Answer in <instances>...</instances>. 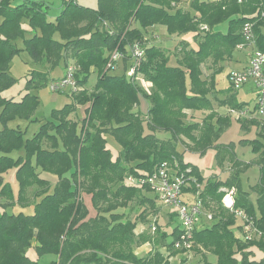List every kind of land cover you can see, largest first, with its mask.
<instances>
[{
	"label": "trees",
	"instance_id": "trees-1",
	"mask_svg": "<svg viewBox=\"0 0 264 264\" xmlns=\"http://www.w3.org/2000/svg\"><path fill=\"white\" fill-rule=\"evenodd\" d=\"M63 1L51 19L49 5L43 0H0V198L10 203L13 196L2 176L7 166L16 167L20 201L29 186L48 185V179L41 176L43 171L56 177L53 191L44 188L37 193L31 213L0 214V264H40L26 252L30 247L38 257L54 254L50 264H188L186 257L177 258L186 253L173 248L180 228L168 233L166 224L158 220L157 196L147 197L148 187L126 181L130 174L147 175L164 163L172 172L196 178L203 207L213 215L212 224L204 222L193 232L191 250L201 256L191 264H264V238L244 239L241 224L237 226L240 236L236 235L233 225L237 217L221 202L224 190L235 186L234 207L246 212L264 231L261 120L257 116L238 118L242 129L257 127L256 138L239 140L240 145L250 146L253 163L260 169L258 181L252 185L254 201L249 190L239 185L240 170L225 180L205 181L176 150L186 138L190 151L202 154L213 148L217 165L228 158L237 166H249L235 155L233 145L218 143L229 117L216 108L246 106L236 101L231 84L230 90L217 88L215 76L244 43V24H252L255 46L264 51V0H190L187 6H180V0H98L96 7ZM224 21L229 24L226 33L214 30ZM23 23L33 31L30 36H25ZM156 24L164 26L168 34L194 33L196 47L180 40L173 51L177 63L170 64L169 50L148 41L149 28ZM55 32L60 34L59 40L53 37ZM20 37H25L30 55L42 63L50 64L64 55V66L72 63L76 67L79 86L71 91L72 103L53 110L54 120L41 124L26 140L9 123L16 117L31 120L39 97L29 90L19 100L1 96V90L15 81L10 62L20 50L16 42ZM135 43L144 53L134 74L127 76L132 63L128 51ZM115 49L123 55L119 59L123 74L116 72L117 63L115 69L105 67ZM91 70L96 71L98 81L89 90L86 84ZM46 78L47 71H36L28 82L38 86ZM140 80L150 82L152 89L144 91ZM223 93L226 96L220 97ZM142 101L147 102L145 117L138 108ZM79 104L86 105L84 117L70 118ZM249 110L250 115L255 114L256 104ZM158 130L169 136L159 138ZM107 136L120 149L116 158L106 144ZM22 144L26 158L9 156L11 149ZM184 191L195 192V185L189 182ZM82 193L90 195L93 216H88ZM130 202L141 207L134 219L126 216ZM173 215L168 213L169 218ZM138 220L147 224L140 232L135 231ZM153 221L155 231L151 230ZM147 242L149 250L138 255L135 247ZM258 250L262 255L257 259ZM207 253L216 256L215 263L208 260Z\"/></svg>",
	"mask_w": 264,
	"mask_h": 264
},
{
	"label": "rangeland",
	"instance_id": "rangeland-1",
	"mask_svg": "<svg viewBox=\"0 0 264 264\" xmlns=\"http://www.w3.org/2000/svg\"><path fill=\"white\" fill-rule=\"evenodd\" d=\"M62 0H43V2L49 7L48 10V16L49 18L53 19L55 18V15L60 11L59 5L61 4ZM80 4L90 6V7H96L98 4V0H77ZM188 5L187 3H184V6ZM174 6V4H172ZM137 25V23H134ZM228 21H224L214 27V30L221 31L226 33L228 31ZM23 28L27 29L26 31V37L30 36L33 31L28 27L26 23H23ZM161 28L158 24L153 25L149 28V32H151L149 36V43H154L158 46H162L167 48L169 51V63L170 64H176V58L173 53L175 45L180 42V40H189L191 43H193V36L194 33L189 32L182 35H176V34H168L165 31H159L158 29ZM201 27H206L205 25H201ZM158 34V36L154 34ZM53 37L55 39H58L61 37L58 32H55L53 34ZM25 38V37H24ZM24 38L20 37L17 39V46L20 47V50L17 54H15L10 62V74L14 77L15 81L10 84L8 87L1 90V96L6 98H13L14 100H19L23 96V94L29 90L32 92H35V94L39 97L40 102L38 106L36 107L35 111L33 112V116L31 120L16 117L12 119L9 123V126L15 127L21 130L23 140H26L27 138L32 137L40 128L41 124L54 120L53 118V110L55 109H61L66 104L72 103L71 99V90L69 88H64L61 91H52L49 88V83L53 80H56L60 78V76L63 74L62 71L64 70V62L65 57H61L60 59H57L53 61L52 63H42L36 59H34L29 51L26 49L25 44L26 41H24ZM143 45V44H142ZM246 50H238L236 49L234 51V54L236 55L237 59L232 60L230 62H225L222 70L218 72L215 76V84L217 88L224 89V90H230V83L228 80V72H230V69L235 68L236 70H241L242 65L245 63V52L249 51L250 47L247 46L245 48ZM70 60V59H69ZM118 67L116 69V72L123 74V62L121 60H118L117 62ZM241 68V69H240ZM36 71H47V78L44 83L38 86H33V84H29V79L33 77V73ZM206 72V71H205ZM98 81V75L95 70H91L88 78H87V84L86 87L90 90H92ZM141 81V80H140ZM148 82V81H145ZM141 87L144 91H150L152 89L151 84L147 86L148 89L145 88L144 84H142L141 81ZM231 92L235 94V98L237 102H241L242 104H245L246 107L249 109H253L256 102V90L254 89V83L252 79H249L246 83L241 85L237 89H232ZM140 109L143 117L146 115L147 111V102L142 101ZM85 107L86 105H76V109L74 112H72L69 117L72 119H79L81 120L85 115ZM221 113L227 114L229 117V123L227 126L223 129L221 132L218 143L224 145L231 144L232 147L235 148V155L249 163V166L247 168L242 166H237L235 162H232L231 159L225 158L224 161L217 165L216 159H215V151L213 148L208 149L205 153L199 154L197 152L190 151L187 147L188 139L183 138V142H180L176 148L177 152L179 153L180 158L183 162L190 163L191 165H194L199 174L205 178L206 180H216L221 179L225 180L227 179L230 174L234 173L236 170H240L239 176H238V182L240 187L250 192V199L254 201L255 199V191L252 190V185H254L258 181V177L260 175V169L258 165L254 164L253 157L254 154L250 151V146H242L239 144L240 139H254L258 136L256 126H252L251 128H241L240 122L235 114L229 113L227 107H221L219 110ZM2 127V124L0 122V128ZM156 134L159 138L165 139L169 136L168 132L164 131H156ZM107 146L110 149L111 155L113 158H116L119 154V148L114 142V138L111 136H107ZM9 156L13 157L14 159H17L19 156H24L26 158V150L24 145L22 144L20 147L16 146L15 148L11 149L9 151ZM227 157V156H226ZM34 161V160H33ZM236 161V160H235ZM236 164V165H235ZM252 164V165H251ZM2 176L4 179V182L9 183V186L12 189V199L10 200V203L6 202L8 200H3L0 198V214L3 211H7L9 213H17L22 211L25 214H29L33 211V195L41 192L44 187L41 185H31L29 186L25 193L23 201H20V198H18V181L16 177V167L14 165L7 166L6 169L2 172ZM41 176L48 179L49 183V191L54 190L56 177L49 172H42ZM47 185V186H48ZM37 186V188H36ZM34 187V190H31ZM235 187V186H234ZM236 188V187H235ZM222 189V188H221ZM237 191V190H236ZM155 194L153 192L146 193L147 197H155ZM22 196V197H23ZM82 198L85 202V205L88 208V216H93L95 214V210L92 207L91 201H90V195H87L85 193H82ZM157 206L159 207V210L156 211V214L158 216V220L162 224H166L167 231L170 233L173 228L179 227L180 228V220L176 214L175 208H169L167 206L162 205L157 200ZM138 209L140 210L141 207L136 205L134 202H130L129 206L126 209L127 218L134 219L137 216ZM174 213L172 218L168 217V213ZM150 219V216H149ZM152 220V217L150 221ZM205 221V220H204ZM240 219L236 218V222L233 225V229L236 235L240 236V232L238 230V225H240ZM207 225L212 224L211 221H205ZM147 224L142 223L140 220H138V224L136 226L135 231L138 232L139 229L143 230ZM170 239V237H169ZM34 244V242L32 243ZM150 245H146V243L141 244L140 246L135 247V251L138 255L143 256L149 248ZM28 255L32 259H38L40 264H50L53 260H55L54 254H44L41 257L37 256V252L33 247H30L26 250ZM262 255L261 251H255V258H259ZM184 256L187 259L188 264H191L192 262L198 260L200 258V254L190 251L189 253L183 254L179 253L177 254V258ZM172 258V256H171ZM174 258V256H173ZM207 258L211 263L216 262V256L214 254L207 253ZM172 263H176L177 259H173Z\"/></svg>",
	"mask_w": 264,
	"mask_h": 264
},
{
	"label": "built area",
	"instance_id": "built-area-1",
	"mask_svg": "<svg viewBox=\"0 0 264 264\" xmlns=\"http://www.w3.org/2000/svg\"><path fill=\"white\" fill-rule=\"evenodd\" d=\"M189 1L190 0H180L179 5L184 6V3L188 4ZM237 1L240 3L243 0ZM262 15H264V13H262ZM242 35L244 43L239 44L237 47L246 48L249 46L251 48L248 64L241 70H231L229 72V80L234 89L239 88L249 79L253 80L254 89L256 90L255 115L264 124V51L255 46V38L251 23L244 24L242 27ZM143 53V48L137 43L130 47L128 55L132 59V63L126 70L127 76H132L134 74ZM122 56L123 55L118 49L113 50L105 67L107 69H115L117 60L121 59ZM75 74L76 67L72 63L67 64L64 68L63 75L49 83L48 86L50 90L61 91L64 88H69L73 92L79 90ZM142 84L148 89V82L142 81ZM229 112L235 114L237 118L250 116L248 107L238 109L231 108ZM126 181L140 187H148L150 191L157 196L158 201L162 205L176 209V214L180 220V233L178 238L173 241V248L181 250L184 253H189L193 246L194 230L205 221L209 222L213 219L212 213L206 211L203 207V203L199 197V189L201 186L196 178L192 176L186 177L184 173L178 174L177 171L172 172L164 163L147 175L137 176L130 174L126 177ZM189 182L195 185V192L184 191V187H186ZM187 193H190L192 196L190 201L184 200V195ZM235 194V187L225 189L221 202L240 219L243 238L247 240L264 238V231L255 225L253 218L242 209L234 207ZM151 230L155 231L154 221L151 224Z\"/></svg>",
	"mask_w": 264,
	"mask_h": 264
},
{
	"label": "crops",
	"instance_id": "crops-1",
	"mask_svg": "<svg viewBox=\"0 0 264 264\" xmlns=\"http://www.w3.org/2000/svg\"><path fill=\"white\" fill-rule=\"evenodd\" d=\"M63 3H64V1L62 0L61 1V4L59 5V7H61L62 5H63ZM157 29H158V27H157ZM159 31H165V27L164 26H161V28H159L158 29ZM154 35H156V36H158V34L156 33V34H154ZM186 41H188L190 44H191V46H193V47H196V45H195V43H194V41H193V43H191L189 40H187L186 39ZM238 50H246L245 48H237ZM250 51H251V48L249 49V51H246L245 52V63L242 65V67L241 68H245L246 66H247V64H248V57H249V55H250ZM237 59V57H236V55L233 57V59L232 60H236ZM232 60H229V61H226V62H230V61H232ZM224 64H225V62H224ZM223 64V65H224ZM64 68V67H63ZM240 68V69H241ZM235 68H232V69H230V71L231 70H234ZM62 73H64V70L62 71ZM229 73V72H228ZM63 75V74H62ZM61 75V76H62ZM60 76V77H61ZM149 84H151L150 82H148ZM220 97H225L226 95H225V93H223V94H221V95H219ZM224 107V106H223ZM220 108L221 107H219V108H216L217 109V111L219 112V113H221L219 110H220ZM228 109V108H227ZM228 112H229V109H228ZM230 113V112H229ZM222 114V113H221ZM224 114V113H223ZM252 117H256V115L255 114H252V115H250V116H247V117H242V118H252ZM252 127V126H251ZM250 127V128H251ZM256 129H257V127H256ZM36 188H37V186H36ZM45 189L46 188H49V185L48 186H45L44 187ZM31 190H34V187L31 189ZM36 195L37 194H35V195H33V201H32V203L34 202V200H35V198H36ZM192 199V196H191V194L190 193H187V194H185L184 195V200H187V201H190ZM142 230V229H141ZM140 229H139V231L138 232H140L141 231ZM146 245H150L148 242L146 243ZM149 248H150V246H149ZM149 248H148V250H149ZM163 251V250H162ZM164 252V251H163ZM176 257H170V260L172 261L173 259H175Z\"/></svg>",
	"mask_w": 264,
	"mask_h": 264
}]
</instances>
